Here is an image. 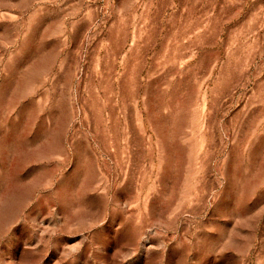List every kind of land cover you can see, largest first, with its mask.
Returning <instances> with one entry per match:
<instances>
[{"label": "rangeland", "instance_id": "obj_1", "mask_svg": "<svg viewBox=\"0 0 264 264\" xmlns=\"http://www.w3.org/2000/svg\"><path fill=\"white\" fill-rule=\"evenodd\" d=\"M0 264H264V0H0Z\"/></svg>", "mask_w": 264, "mask_h": 264}]
</instances>
